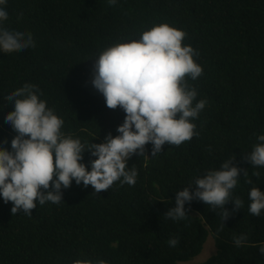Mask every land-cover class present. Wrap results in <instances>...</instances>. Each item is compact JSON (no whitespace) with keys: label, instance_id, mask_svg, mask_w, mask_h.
I'll return each mask as SVG.
<instances>
[{"label":"trees","instance_id":"1","mask_svg":"<svg viewBox=\"0 0 264 264\" xmlns=\"http://www.w3.org/2000/svg\"><path fill=\"white\" fill-rule=\"evenodd\" d=\"M3 7L8 15L0 27L31 33L34 44L0 52V147L6 150L16 135L4 120L12 111L6 96L25 84L38 89L62 119L61 132L79 138L85 150L118 135L125 114L108 109L91 86L95 58L161 23L183 30L182 45L198 53L193 60L202 72L185 82L197 92L193 103L206 104L191 120L192 138L166 143L153 156L146 144L143 156L128 159L126 166L137 170L132 186L116 181L96 193L73 182L62 189V203L37 204L30 215H13L11 202L0 200V264H264V210L248 212L250 189L264 191V166L246 160L264 134V0H6ZM82 156L86 166L95 159L87 151ZM228 160L242 171L225 220L221 208L199 200L185 204L183 220L164 216L176 191ZM236 199L241 205L233 211ZM242 234L247 239L238 247L233 238ZM209 237L214 253L198 262ZM170 238H178L175 247Z\"/></svg>","mask_w":264,"mask_h":264},{"label":"clouds","instance_id":"2","mask_svg":"<svg viewBox=\"0 0 264 264\" xmlns=\"http://www.w3.org/2000/svg\"><path fill=\"white\" fill-rule=\"evenodd\" d=\"M107 2L114 5L117 0ZM5 4L6 0H0V25L8 15ZM185 36L183 30L161 23L143 31L139 39L105 48L95 58L91 86L103 96L108 109L119 107L125 115L116 128L118 135L113 137L109 133L102 143H89L87 150L79 138L61 132L62 119L39 98L34 85L25 84L7 94L12 111L5 114L4 120L16 135L10 141L11 150L0 147V200L11 202V214L30 215L37 204L62 203V189L69 188L73 182L90 185L96 193L108 190L116 181L132 186L137 170L126 165L133 154L143 156L144 146L151 144L153 156L162 145L178 146L196 134L191 120L204 109L206 101L193 103L197 92L185 82L186 76L195 80L202 72L193 60L198 53L191 46L182 45ZM33 46L31 33L0 27V52ZM256 139L258 143L253 145L246 160L252 166H264V134ZM85 151L95 158L87 166L81 162ZM231 160L176 191L175 206L164 216L173 221L183 220L187 217L185 204L199 200L221 208L222 221L225 220L229 212L224 206L230 201L231 190L242 171ZM248 197V212L259 216L264 210V191L252 188ZM231 203L233 211L240 208L239 199ZM246 239L242 234L234 237L233 242L239 247ZM167 243L175 247L178 238H170ZM260 252L264 254V248ZM73 264L107 262L77 259Z\"/></svg>","mask_w":264,"mask_h":264},{"label":"rangeland","instance_id":"3","mask_svg":"<svg viewBox=\"0 0 264 264\" xmlns=\"http://www.w3.org/2000/svg\"><path fill=\"white\" fill-rule=\"evenodd\" d=\"M214 253V246H213V241L211 237L208 238L203 251L199 258L197 259L198 262H203L205 261L209 256H211Z\"/></svg>","mask_w":264,"mask_h":264}]
</instances>
